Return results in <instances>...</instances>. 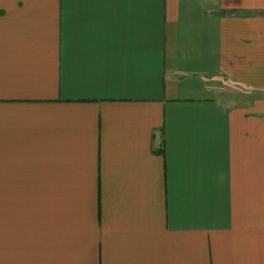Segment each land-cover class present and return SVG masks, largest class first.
<instances>
[{"label":"crops","instance_id":"1","mask_svg":"<svg viewBox=\"0 0 264 264\" xmlns=\"http://www.w3.org/2000/svg\"><path fill=\"white\" fill-rule=\"evenodd\" d=\"M0 264H264V0H0Z\"/></svg>","mask_w":264,"mask_h":264}]
</instances>
